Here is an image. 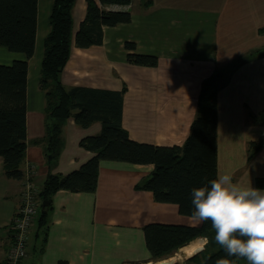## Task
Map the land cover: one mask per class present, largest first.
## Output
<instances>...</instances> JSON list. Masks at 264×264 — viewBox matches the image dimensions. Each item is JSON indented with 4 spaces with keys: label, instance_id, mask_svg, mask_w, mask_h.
Segmentation results:
<instances>
[{
    "label": "crops",
    "instance_id": "crops-1",
    "mask_svg": "<svg viewBox=\"0 0 264 264\" xmlns=\"http://www.w3.org/2000/svg\"><path fill=\"white\" fill-rule=\"evenodd\" d=\"M51 5L52 0H38L35 47L27 59L26 150L21 168L25 173L32 166L40 187L49 172L66 174L86 162L93 153L79 142L101 129L97 121L81 127L67 118L58 157L51 164L45 161L43 141L39 142L45 135L39 76ZM86 7L87 0H75L71 51L61 81L66 87L125 88L121 123L138 142L182 145L196 114L202 80L248 56L217 92V175L230 174L234 183L264 190L256 185V179H264V146L248 159L249 143L264 135V122L257 120L264 111V0H133L127 6L110 5L107 9L129 10L131 20L104 26L101 44L78 48L74 36ZM127 42L134 43V49ZM129 53L153 55L157 65L133 64L127 60ZM20 59H25L23 53L0 46V64ZM153 167L103 159L94 191H56L46 227L39 228L36 219L30 229L22 264L155 262L144 225L201 223L180 213L176 203L156 201L150 190L137 187ZM21 188L22 180L4 174L0 156V264L11 244L9 224ZM196 240L202 245L193 254L206 243L199 236L186 244Z\"/></svg>",
    "mask_w": 264,
    "mask_h": 264
},
{
    "label": "trees",
    "instance_id": "trees-1",
    "mask_svg": "<svg viewBox=\"0 0 264 264\" xmlns=\"http://www.w3.org/2000/svg\"><path fill=\"white\" fill-rule=\"evenodd\" d=\"M133 0H87L86 13L74 36L78 48L99 45L103 27L128 23L129 10L107 9L110 5L127 6ZM75 0H52L49 32L43 41L39 87L45 96V161L51 164L59 155L61 131L65 120L72 117L81 127L100 122L97 134L80 140L81 147L93 155L80 167L66 174L48 173L39 193L38 227H44L53 194L58 190L94 191L100 160H118L137 164H153V170L137 187L150 190L159 202H173L180 213L190 216L193 209L191 190L205 185L217 176V92L230 78L239 62L233 60L217 68L200 85L197 110L190 132L182 145L160 146L131 139L123 128L122 99L119 91L86 86L66 87L61 73L69 58L72 44V8ZM38 0H0V46L20 52L25 59L0 64V156L3 172L8 178L21 180V165L26 150V85L27 59L33 55ZM128 48L134 49L132 42ZM127 60L144 66L157 65L153 55L129 53ZM264 122V111L257 116ZM264 146V135L249 143L248 159ZM264 187V179H256ZM47 201L46 206L42 202ZM42 227V229H44ZM145 242L153 260L172 255L190 240L208 237L204 247L190 256L188 264H217L227 257L215 243L211 222L199 227L181 224L149 223L143 227ZM186 246V245H185ZM184 247V246H182ZM180 247V248H182ZM4 263V262H3Z\"/></svg>",
    "mask_w": 264,
    "mask_h": 264
},
{
    "label": "clouds",
    "instance_id": "clouds-1",
    "mask_svg": "<svg viewBox=\"0 0 264 264\" xmlns=\"http://www.w3.org/2000/svg\"><path fill=\"white\" fill-rule=\"evenodd\" d=\"M191 204V219L197 224L211 222L214 241L227 257L264 264V190L234 183L230 174H218L191 190ZM217 264L235 261L221 258Z\"/></svg>",
    "mask_w": 264,
    "mask_h": 264
},
{
    "label": "built area",
    "instance_id": "built-area-1",
    "mask_svg": "<svg viewBox=\"0 0 264 264\" xmlns=\"http://www.w3.org/2000/svg\"><path fill=\"white\" fill-rule=\"evenodd\" d=\"M20 202L9 224L11 244L3 264H22L27 254L29 233L39 213L41 187L34 181V168L23 173Z\"/></svg>",
    "mask_w": 264,
    "mask_h": 264
},
{
    "label": "rangeland",
    "instance_id": "rangeland-1",
    "mask_svg": "<svg viewBox=\"0 0 264 264\" xmlns=\"http://www.w3.org/2000/svg\"><path fill=\"white\" fill-rule=\"evenodd\" d=\"M202 240H196L192 243L186 244V246L179 248L174 254L165 256L159 260L155 261H162L163 259L172 258L175 264H188L186 263V257L192 255L198 248H201ZM185 259V260H184ZM184 260V261H183ZM192 264V263H191ZM235 264H246L245 260H236Z\"/></svg>",
    "mask_w": 264,
    "mask_h": 264
},
{
    "label": "water",
    "instance_id": "water-1",
    "mask_svg": "<svg viewBox=\"0 0 264 264\" xmlns=\"http://www.w3.org/2000/svg\"><path fill=\"white\" fill-rule=\"evenodd\" d=\"M48 204L47 201H43L42 202V206H46ZM151 264H168L167 262H163V261H155V262H152Z\"/></svg>",
    "mask_w": 264,
    "mask_h": 264
},
{
    "label": "bare ground",
    "instance_id": "bare-ground-1",
    "mask_svg": "<svg viewBox=\"0 0 264 264\" xmlns=\"http://www.w3.org/2000/svg\"><path fill=\"white\" fill-rule=\"evenodd\" d=\"M163 262H167L168 264H175L172 258L164 259ZM150 263V262H149Z\"/></svg>",
    "mask_w": 264,
    "mask_h": 264
}]
</instances>
